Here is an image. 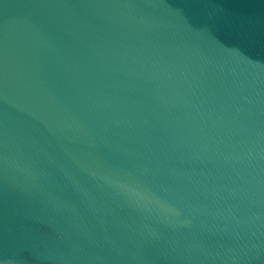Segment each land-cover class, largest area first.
<instances>
[{"label":"water","instance_id":"water-1","mask_svg":"<svg viewBox=\"0 0 264 264\" xmlns=\"http://www.w3.org/2000/svg\"><path fill=\"white\" fill-rule=\"evenodd\" d=\"M0 264H264V0H0Z\"/></svg>","mask_w":264,"mask_h":264}]
</instances>
